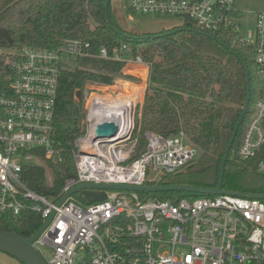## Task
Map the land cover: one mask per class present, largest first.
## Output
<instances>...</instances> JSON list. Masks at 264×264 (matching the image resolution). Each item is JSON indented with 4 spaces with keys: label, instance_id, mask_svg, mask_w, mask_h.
Instances as JSON below:
<instances>
[{
    "label": "built area",
    "instance_id": "2783aa9c",
    "mask_svg": "<svg viewBox=\"0 0 264 264\" xmlns=\"http://www.w3.org/2000/svg\"><path fill=\"white\" fill-rule=\"evenodd\" d=\"M128 3L140 14L183 18L208 35L238 32L229 20L235 0ZM238 40L253 49L260 84L259 98L248 110L251 117L238 156L245 161L259 159L257 170L264 175V13L257 15L254 38ZM90 47L68 40L52 50L26 48L19 61L8 60L14 73L8 86L0 88V226L13 224L25 211L41 214L44 222L55 212L34 244L39 251L50 247L48 264H264V200L222 195L171 201L109 190L102 202L87 205L73 195L58 206L76 186H149L197 158L198 151L183 131L173 137L144 132L146 149L134 156L146 93L140 82L122 85L130 90L124 95L114 90H122L121 86L112 85L88 92L85 131L72 148L76 176L66 180L58 195H40L27 186L23 176L32 166L30 160L61 163L65 158L55 128L62 62L92 57ZM132 54V48L123 45L113 55L103 47L96 57L105 70L115 63L149 69L141 56ZM105 122L119 126L117 136L96 137L97 126Z\"/></svg>",
    "mask_w": 264,
    "mask_h": 264
},
{
    "label": "trees",
    "instance_id": "16d2710c",
    "mask_svg": "<svg viewBox=\"0 0 264 264\" xmlns=\"http://www.w3.org/2000/svg\"><path fill=\"white\" fill-rule=\"evenodd\" d=\"M179 28L191 32L175 33L174 28L143 38L126 36L129 33L114 14L112 0H0V88L8 86L14 73L8 60L19 61L25 48L52 50L68 40H80L91 45L88 52L93 55L78 57L74 71H63L55 128L65 158L61 163L48 162L54 174L52 186L47 182L44 167H26L23 179L31 190L45 196L58 195L66 180L76 176L72 148L85 131L86 96L93 85L111 84L96 56L103 47L113 55L123 45L130 46L132 56H141L149 68L140 121L142 132L173 137L183 131L188 144L198 151L192 164L149 185L205 189L219 186L223 159L247 98L245 64L251 77L250 106L259 98L254 51L238 40L233 30L213 35L222 45L205 33H197V28L187 20ZM250 117L247 113L230 151L224 189L245 196L264 195V175L257 170L259 159L245 161L238 156ZM146 146L145 142L144 150ZM140 195L143 199L171 201L211 197L186 192ZM43 223L41 214L25 211L13 224L0 226V230L30 238Z\"/></svg>",
    "mask_w": 264,
    "mask_h": 264
},
{
    "label": "water",
    "instance_id": "95a60500",
    "mask_svg": "<svg viewBox=\"0 0 264 264\" xmlns=\"http://www.w3.org/2000/svg\"><path fill=\"white\" fill-rule=\"evenodd\" d=\"M109 3H107L108 6ZM191 32V29L188 28H179L177 32ZM199 34H204L203 32L196 31ZM208 35V34H207ZM129 36V35H126ZM156 38L158 36H152ZM209 38H212L222 45L223 43L219 41L213 35H208ZM231 53H235L232 48H229ZM245 69L247 73V98L242 109V115L239 119V122L236 126L235 132L230 140V143L227 147L222 167L220 173V183L217 188L212 189H205V188H197L189 185H172V186H129V185H118V184H86V185H79L72 188L70 191L64 194V196L59 200L58 206L64 204L69 198L73 195L77 196L78 201L81 203L91 205L93 203L102 202L107 198V194L105 191H127V192H139V193H147V194H156L162 192H186V193H194V194H201L207 196H222V195H232L243 197L245 195L237 192H230L224 189V175H225V167L229 158L230 151L234 145V142L237 138L240 126L248 113L250 102L252 99V88H251V77L250 72L245 64ZM81 93L78 92L77 97H80ZM119 132V126L115 122H105L97 126L95 131V135L97 138H113L117 136ZM252 199H260L264 200V195H249L247 196ZM55 212H53L49 219L43 223L42 227L38 230L36 234L32 237L27 238L20 234L13 233V232H5L0 230V251L17 259L21 264H48V261L44 258L41 252L36 249L34 246L35 242L39 239L42 233L46 230L49 226L51 221L53 220Z\"/></svg>",
    "mask_w": 264,
    "mask_h": 264
},
{
    "label": "rangeland",
    "instance_id": "374dc122",
    "mask_svg": "<svg viewBox=\"0 0 264 264\" xmlns=\"http://www.w3.org/2000/svg\"><path fill=\"white\" fill-rule=\"evenodd\" d=\"M113 11L119 20L120 24L124 28V30L129 33V36H136L137 38H143L146 35L158 34L166 30L170 29H178L184 25V19L171 15H144L137 12H134L130 9L128 0H112ZM235 11L229 16V20L234 23L238 27L237 37L242 39H253L255 36L256 30V20L257 15L259 13H264V0H235L234 5ZM26 49V48H25ZM78 67L77 58L71 57L62 62V68L68 71H74ZM119 66L117 70L111 66V70H106L107 79L111 82L110 85L116 87L121 86L123 89L115 88L114 90H119L121 95L127 94L130 92L124 88L122 85L128 83V80H132V82H144L140 78L136 76L132 77L131 73H141L138 70L128 69L126 71V67ZM255 67V68H254ZM254 69L257 74L256 65L254 64ZM110 72H113V76L111 77ZM141 75V74H140ZM259 80V77L257 75ZM145 79V77H144ZM127 81V82H126ZM145 83V82H144ZM143 83V85H145ZM148 85V83H147ZM147 85L146 88H147ZM96 89H102L104 86L93 85ZM132 89V88H130ZM126 90V91H125ZM117 92V91H116ZM144 100V99H143ZM142 100V101H143ZM80 138V137H79ZM136 139H138L137 144L135 146V150L133 151L134 156H139L141 152L144 151L143 145L146 142V138L141 130H138L136 133ZM197 159V158H196ZM195 159V160H196ZM32 166H41L44 167L47 173V182L50 186L53 185L54 182V174L52 170L48 166V162L46 161H37L35 159L30 160L28 162ZM180 251H185L184 247L179 248ZM40 251L43 254L44 258L47 261H50L52 258V251L50 247L44 246L40 247ZM83 256V253L81 254Z\"/></svg>",
    "mask_w": 264,
    "mask_h": 264
},
{
    "label": "crops",
    "instance_id": "0c3cea01",
    "mask_svg": "<svg viewBox=\"0 0 264 264\" xmlns=\"http://www.w3.org/2000/svg\"><path fill=\"white\" fill-rule=\"evenodd\" d=\"M119 0H117L118 2ZM120 66V64H114L113 67L115 68L114 70H117V68ZM133 69V70H138L139 72L141 71L142 75L139 74L138 76H136L137 78H141L142 81L144 82H140V83H144L145 85H147V81H148V75H149V69H147L146 67L143 66H136V65H128L125 69L126 71L128 69ZM118 71V70H117ZM135 74L131 73V76L133 77ZM135 77V76H134ZM145 77V79H144ZM128 83H132V82H128ZM139 83V82H138ZM148 86V85H147ZM147 90V88H146ZM0 264H21L17 259L3 253L0 251Z\"/></svg>",
    "mask_w": 264,
    "mask_h": 264
},
{
    "label": "bare ground",
    "instance_id": "6f19581e",
    "mask_svg": "<svg viewBox=\"0 0 264 264\" xmlns=\"http://www.w3.org/2000/svg\"><path fill=\"white\" fill-rule=\"evenodd\" d=\"M123 89V88H122ZM124 90V89H123ZM126 91V90H125Z\"/></svg>",
    "mask_w": 264,
    "mask_h": 264
}]
</instances>
